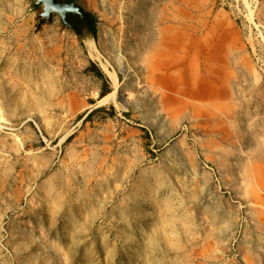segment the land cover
Returning <instances> with one entry per match:
<instances>
[{
	"label": "rangeland",
	"instance_id": "1",
	"mask_svg": "<svg viewBox=\"0 0 264 264\" xmlns=\"http://www.w3.org/2000/svg\"><path fill=\"white\" fill-rule=\"evenodd\" d=\"M79 1L0 0V264H264V0Z\"/></svg>",
	"mask_w": 264,
	"mask_h": 264
},
{
	"label": "water",
	"instance_id": "2",
	"mask_svg": "<svg viewBox=\"0 0 264 264\" xmlns=\"http://www.w3.org/2000/svg\"><path fill=\"white\" fill-rule=\"evenodd\" d=\"M36 9H41L38 30L46 23H52L59 17L62 26L76 33L78 39L85 43L95 42L93 17L79 1L70 0H32Z\"/></svg>",
	"mask_w": 264,
	"mask_h": 264
},
{
	"label": "bare ground",
	"instance_id": "3",
	"mask_svg": "<svg viewBox=\"0 0 264 264\" xmlns=\"http://www.w3.org/2000/svg\"><path fill=\"white\" fill-rule=\"evenodd\" d=\"M169 46V44H168ZM104 69L107 70V66H104ZM111 78L113 79V82H115V85L117 86V78L114 73H110ZM211 83V84H210ZM210 83L204 84L202 88H199L195 82H193L191 85L187 86V89L189 88V94L193 99H196L198 102H210L219 99V88L217 84V79L214 78V80ZM191 89V90H190ZM180 90V89H179ZM178 90V92H179ZM177 92V93H178ZM187 93V94H188ZM117 96V95H116ZM114 97H109L106 99V101H112L115 102L116 99ZM111 103V102H110Z\"/></svg>",
	"mask_w": 264,
	"mask_h": 264
},
{
	"label": "crops",
	"instance_id": "4",
	"mask_svg": "<svg viewBox=\"0 0 264 264\" xmlns=\"http://www.w3.org/2000/svg\"><path fill=\"white\" fill-rule=\"evenodd\" d=\"M102 75L105 74V72L103 70H98ZM110 91H111V85L109 84V82L106 80V78H104V83L102 84L101 86V89L99 91V97L100 99H103L101 97L102 94H106L105 97L110 94Z\"/></svg>",
	"mask_w": 264,
	"mask_h": 264
},
{
	"label": "trees",
	"instance_id": "5",
	"mask_svg": "<svg viewBox=\"0 0 264 264\" xmlns=\"http://www.w3.org/2000/svg\"><path fill=\"white\" fill-rule=\"evenodd\" d=\"M71 1H75V0H71ZM98 73H100V72H98ZM99 75L102 76V74H99ZM105 95L106 94H102L101 97L103 98V97H105Z\"/></svg>",
	"mask_w": 264,
	"mask_h": 264
},
{
	"label": "flooded vegetation",
	"instance_id": "6",
	"mask_svg": "<svg viewBox=\"0 0 264 264\" xmlns=\"http://www.w3.org/2000/svg\"><path fill=\"white\" fill-rule=\"evenodd\" d=\"M71 1V0H70Z\"/></svg>",
	"mask_w": 264,
	"mask_h": 264
}]
</instances>
